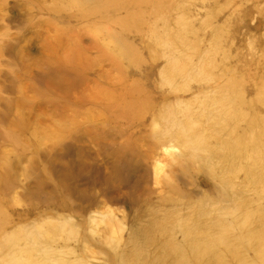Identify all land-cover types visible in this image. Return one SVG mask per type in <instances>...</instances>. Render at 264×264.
Listing matches in <instances>:
<instances>
[{
	"label": "rangeland",
	"instance_id": "obj_1",
	"mask_svg": "<svg viewBox=\"0 0 264 264\" xmlns=\"http://www.w3.org/2000/svg\"><path fill=\"white\" fill-rule=\"evenodd\" d=\"M133 245L264 264V0H0V264Z\"/></svg>",
	"mask_w": 264,
	"mask_h": 264
},
{
	"label": "clouds",
	"instance_id": "obj_2",
	"mask_svg": "<svg viewBox=\"0 0 264 264\" xmlns=\"http://www.w3.org/2000/svg\"><path fill=\"white\" fill-rule=\"evenodd\" d=\"M129 252L132 259V264H136V249L134 245L130 247Z\"/></svg>",
	"mask_w": 264,
	"mask_h": 264
},
{
	"label": "bare ground",
	"instance_id": "obj_3",
	"mask_svg": "<svg viewBox=\"0 0 264 264\" xmlns=\"http://www.w3.org/2000/svg\"><path fill=\"white\" fill-rule=\"evenodd\" d=\"M78 5V4H77Z\"/></svg>",
	"mask_w": 264,
	"mask_h": 264
}]
</instances>
